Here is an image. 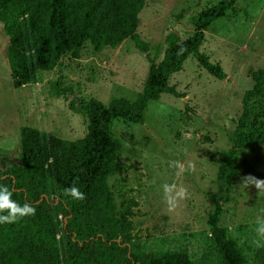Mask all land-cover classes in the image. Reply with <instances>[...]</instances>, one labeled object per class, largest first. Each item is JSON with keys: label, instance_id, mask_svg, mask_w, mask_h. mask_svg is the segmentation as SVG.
I'll use <instances>...</instances> for the list:
<instances>
[{"label": "rangeland", "instance_id": "1", "mask_svg": "<svg viewBox=\"0 0 264 264\" xmlns=\"http://www.w3.org/2000/svg\"><path fill=\"white\" fill-rule=\"evenodd\" d=\"M220 1L148 0L138 15L136 33L158 46V63L165 35L188 38L194 32L190 17ZM203 33L199 52L218 64L225 78H212L189 57L168 80L179 97L161 94L148 103L141 125L113 120L110 132L122 146L117 159L122 169L108 179V185L114 192L120 187L137 201L133 233L142 251L185 252L197 259L209 246L207 220L217 204V225L227 228L245 264H256L258 249L264 250V236L257 232L258 220H264V192L255 186L242 188L240 183L249 175L264 180V145L244 150L225 203L215 172L220 153L230 147L241 95L252 86L248 71L264 68V0H238ZM6 41L0 26V172L19 163L21 126L64 140L79 139L84 121L69 110V104L88 98L103 103L111 97L132 101L141 92L149 66L145 55L126 39L115 50H85L76 61L63 59L52 71L37 72L34 82L13 89ZM55 88L65 89L66 98L55 97ZM174 160L186 168L191 162L194 169L177 177L170 166ZM173 182L187 188L189 195L168 212L162 185Z\"/></svg>", "mask_w": 264, "mask_h": 264}, {"label": "trees", "instance_id": "2", "mask_svg": "<svg viewBox=\"0 0 264 264\" xmlns=\"http://www.w3.org/2000/svg\"><path fill=\"white\" fill-rule=\"evenodd\" d=\"M147 1L0 0L13 89L34 82L37 72H50L63 59L76 61L85 50H115L126 39L149 65L141 92L132 101L111 97L103 103L88 98L69 104V110L84 121L85 132L79 139L19 128V163L0 172V185L12 192L13 201L27 203L36 212L16 223L0 224V264H245L227 228L217 225V204L207 220L209 246L197 259L191 260L185 252L142 251L133 233L137 201L126 197L120 187L114 192L108 185V179L122 169L117 162L122 146L110 132L113 120L141 125L148 103L161 94L179 97L168 80L189 57L212 78H225L220 66L201 54L199 47L203 32L238 0H222L191 16L194 32L184 40L166 34L158 63V46L136 33L138 15ZM248 75L252 86L241 95L230 147L220 153L215 172L224 203L244 150L264 145V68L250 69ZM53 95L66 98V90L55 88ZM73 185L84 193V200L65 195ZM256 264H264L262 248Z\"/></svg>", "mask_w": 264, "mask_h": 264}, {"label": "clouds", "instance_id": "3", "mask_svg": "<svg viewBox=\"0 0 264 264\" xmlns=\"http://www.w3.org/2000/svg\"><path fill=\"white\" fill-rule=\"evenodd\" d=\"M183 50H181L182 52ZM170 166L174 167L176 176L180 177L185 171H191L194 169V164L189 162L187 168L185 164L179 160L170 161ZM240 186L242 188H248L249 186H255L258 192H264V180H259L254 176H246L241 178ZM163 189V201L167 206L168 212H174L179 207L180 202L188 198V190L182 185L178 186L175 182L162 185ZM65 195L70 196L75 200H84L86 197L79 188L73 185L70 188L65 189ZM36 209L31 205L25 203L20 205L12 200V192L5 186L0 185V224H13L18 222L21 218L26 216H34ZM260 225L257 228L259 235L264 236V220H258Z\"/></svg>", "mask_w": 264, "mask_h": 264}]
</instances>
